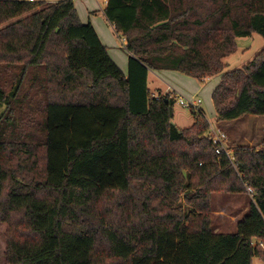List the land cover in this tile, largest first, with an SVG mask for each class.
Segmentation results:
<instances>
[{
  "label": "trees",
  "instance_id": "1",
  "mask_svg": "<svg viewBox=\"0 0 264 264\" xmlns=\"http://www.w3.org/2000/svg\"><path fill=\"white\" fill-rule=\"evenodd\" d=\"M105 15L127 41V76L72 0H0L7 263L264 261V147L216 153L202 109L180 129L175 99L148 87L150 70L221 75L218 121L264 115V48L224 72L237 38L264 37V0H108ZM27 110L42 113L34 139ZM248 188L236 229L216 230L212 195Z\"/></svg>",
  "mask_w": 264,
  "mask_h": 264
},
{
  "label": "rangeland",
  "instance_id": "2",
  "mask_svg": "<svg viewBox=\"0 0 264 264\" xmlns=\"http://www.w3.org/2000/svg\"><path fill=\"white\" fill-rule=\"evenodd\" d=\"M38 1L50 3L57 2L59 0ZM101 4H103V2H101ZM246 40V50L243 48L244 41L241 40L239 41V49L234 54L230 55L225 59L226 68L224 72L243 67L264 48V37L258 33L253 34L251 36V39L249 38ZM219 79L220 75L212 78L211 80L207 79L206 83L203 84L199 80H196V78L191 77V81L189 82V84H186L185 82H180L176 79L171 80L172 83L170 82V84L173 85V87H175L183 95L191 96L195 94L198 97L202 98L203 103L201 105V109L204 111L206 119L208 120L209 124L218 127L221 121H218L217 119L210 91L212 87L216 86ZM148 87L151 93L158 94L161 90L166 89L167 84L159 81L157 78L151 75L148 79ZM157 96L162 95L158 94ZM5 108L6 107L0 105V116L5 115ZM27 111L28 114L23 116L25 118L24 128L28 129L29 131H32V138L34 139L39 136V134L37 133V124H32L31 122L35 121L37 123V121L42 118V113H39L36 110H33L32 112L31 110ZM174 111V123L177 125V127L183 129L188 128L190 126V122L194 119L193 108L183 107L179 105V103L175 99ZM227 129L228 131L225 129L222 130H224L228 137L227 144L231 148V150L232 148L235 149V147L238 145L250 146L252 148L264 147V115L246 114L241 118L235 119L230 124V126L227 127ZM240 131H242V135H244L243 137L239 136ZM252 194L253 193H249V189L247 193L242 194L228 195L224 192L214 193L212 195V212L210 214L214 228L220 231L232 230V224H234L231 219L232 214H234L233 216H235L238 215L240 212L241 215L243 209L248 207V204L251 201ZM182 204L185 203L183 202ZM225 206L227 207L226 215L222 217L221 209ZM5 233L6 225L0 223V264H8L5 257L2 255V250L6 244ZM253 264H264V261L260 260L258 257H254Z\"/></svg>",
  "mask_w": 264,
  "mask_h": 264
},
{
  "label": "crops",
  "instance_id": "3",
  "mask_svg": "<svg viewBox=\"0 0 264 264\" xmlns=\"http://www.w3.org/2000/svg\"><path fill=\"white\" fill-rule=\"evenodd\" d=\"M26 1H28V0H26ZM35 1H38V0H35ZM72 1L74 2V5L78 11L80 20L83 23L90 22L93 25V27L95 28L101 42L108 48V52H109L111 58L118 64V66L122 69L124 74L127 76L128 75V68H129L130 53L127 52V50L125 48L120 46V36H118L116 34V32H114L115 29H114L113 25L108 21L106 15H105V8H106L108 0H80V1L72 0ZM101 2H103V4H101ZM50 3H52V2H50ZM251 36L237 38L238 49L240 47L239 41L243 40L244 41L243 48L246 50L247 49V46H246L247 40L246 39H249V38L251 39ZM151 75L153 77L157 78L159 81L167 84L166 89L161 90L158 93V94H161L162 96L165 94H168V91H169L168 88L169 87H173V85L170 84L171 80L176 79V80H179L180 82H185L186 84H189V82L191 81L190 80L191 77L184 76V75H182L178 72H174V71L150 70L149 74H148V79ZM220 79H221V75H220ZM220 79H219L218 83L220 82ZM196 80H198V79H196ZM218 83L216 84V86L211 88V91H210L211 96L213 94L214 89L217 87ZM173 88H175V87H173ZM155 94H157V93H152V95H155ZM174 120L175 119H173V122H174ZM233 121L234 120L221 121L218 127H221L222 129H225L228 131L227 127L230 126V124ZM193 123H194V119L190 122V126H192ZM180 129H183V128H180ZM229 136H230V134H229ZM239 136H241V137L244 136V135H242V131H240ZM233 150L234 149L232 148V151ZM226 208L227 207L225 206L224 208L222 207V209H221V212H222L221 216L222 217H224L226 215V210H227ZM247 208L243 209V211L241 212V215L239 212L238 215L233 216L234 214H232V217L230 216L232 221L234 222V224H232L233 229L227 230V231H234L236 229V225H237L238 220L247 211Z\"/></svg>",
  "mask_w": 264,
  "mask_h": 264
},
{
  "label": "built area",
  "instance_id": "4",
  "mask_svg": "<svg viewBox=\"0 0 264 264\" xmlns=\"http://www.w3.org/2000/svg\"><path fill=\"white\" fill-rule=\"evenodd\" d=\"M28 1H35V0H28ZM126 45H127L126 39L123 37H120V46L125 48ZM168 89H169L168 94L174 99H176L179 105L183 107L193 108V111L201 110V105L203 103L202 98L198 97L195 94L191 96L183 95L182 93H180L178 90H176L173 87H169ZM153 96H155L157 99L161 97V96H157V94ZM207 137L214 144L216 153L220 154L224 152L229 158L232 159L233 151L227 144L228 137L226 133L224 132V130H222L220 127H215L210 124V129H209ZM248 189H249V193L253 192L251 188H248ZM254 245H256L255 242H254ZM260 245L263 246V243L261 242Z\"/></svg>",
  "mask_w": 264,
  "mask_h": 264
}]
</instances>
